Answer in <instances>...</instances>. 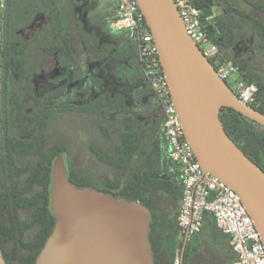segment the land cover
Segmentation results:
<instances>
[{"label": "trees", "instance_id": "obj_1", "mask_svg": "<svg viewBox=\"0 0 264 264\" xmlns=\"http://www.w3.org/2000/svg\"><path fill=\"white\" fill-rule=\"evenodd\" d=\"M192 2L218 49L211 63L235 64L238 80L257 85L250 105L264 113L263 73L235 54L241 43L251 44L254 55L264 52V0ZM79 4L80 0H5L0 7V248L6 263L35 264L55 224L49 206L52 163L57 154L68 152L72 184L149 208L154 264H175L177 258L179 264H232L237 257L229 236L217 228L211 212L204 213L200 230L188 238L180 259L182 176L168 156L158 97L144 76L129 103L123 92L104 91L103 79L86 72L81 57L105 59L113 45L101 43L99 34L76 17ZM114 14L106 10L90 22ZM142 24L147 27L144 19ZM132 45L137 53L133 36ZM46 64L71 71L74 81H84L80 102L57 100L66 82L46 95L36 92L33 71ZM67 115L92 122L94 133L74 134L53 125L55 118ZM220 119L230 138L264 171V126L226 106L220 109ZM83 135L85 147L78 142Z\"/></svg>", "mask_w": 264, "mask_h": 264}, {"label": "water", "instance_id": "obj_2", "mask_svg": "<svg viewBox=\"0 0 264 264\" xmlns=\"http://www.w3.org/2000/svg\"><path fill=\"white\" fill-rule=\"evenodd\" d=\"M137 3L156 43L185 139L202 169L239 195L264 245V171L227 134L220 109L231 107L262 126L264 113L240 100L218 75L187 33L174 0ZM49 206L55 224L35 264H154L149 208L75 186L62 153L52 163ZM187 240L185 234L180 259ZM0 264H7L1 248Z\"/></svg>", "mask_w": 264, "mask_h": 264}, {"label": "built area", "instance_id": "obj_3", "mask_svg": "<svg viewBox=\"0 0 264 264\" xmlns=\"http://www.w3.org/2000/svg\"><path fill=\"white\" fill-rule=\"evenodd\" d=\"M5 0H0V7ZM187 33L209 59L218 49L208 39L199 9L192 0H174ZM210 15L207 19H212ZM137 0H116L115 14L110 20L113 29L130 30L137 44V57L144 78L158 97L164 115L163 130L169 158L182 176V197L177 215L181 232L188 238L197 233L205 212H211L217 228L229 236L236 254L232 264H264V245L254 222L239 195L218 177L202 169L194 151L185 139L170 89L160 64L158 49ZM217 73L234 90L240 100L250 104L255 99L257 85L238 80V68L231 61H216ZM179 264V259L175 260Z\"/></svg>", "mask_w": 264, "mask_h": 264}, {"label": "rangeland", "instance_id": "obj_4", "mask_svg": "<svg viewBox=\"0 0 264 264\" xmlns=\"http://www.w3.org/2000/svg\"><path fill=\"white\" fill-rule=\"evenodd\" d=\"M116 6V0H80V4L75 7L76 17L82 20L88 29H94L100 36L101 43H110L112 50L105 59L91 61L86 56L81 57V62L88 74L99 75L103 79V90L110 94L124 92L127 101L132 103L133 91L143 84V73L137 53L132 45V32L127 29L117 30L110 26V19L102 22L91 23L90 18L97 13L113 10ZM220 7L214 10L217 12ZM115 13V10H114ZM45 22V19L42 20ZM241 59H248L251 65L263 73L264 76V52L254 55L251 44L241 43L235 52ZM66 74L64 79L59 76ZM36 92L39 95H46L54 88L63 83H67L65 93L57 97L58 101L80 102V88L84 81H74L71 79V71L62 70L52 65L46 64L33 71ZM92 122H85L73 116L58 117L53 120V125L59 128H69L74 134L83 132V134L94 133ZM87 129V130H86ZM79 136L78 142L85 147L83 139L87 135ZM67 159L69 154L65 152ZM103 188L102 183L97 184Z\"/></svg>", "mask_w": 264, "mask_h": 264}, {"label": "flooded vegetation", "instance_id": "obj_5", "mask_svg": "<svg viewBox=\"0 0 264 264\" xmlns=\"http://www.w3.org/2000/svg\"><path fill=\"white\" fill-rule=\"evenodd\" d=\"M114 10L115 9H113V10H110L112 13H114ZM111 26V25H110ZM98 75V74H97ZM99 76V75H98ZM104 83V82H103ZM134 92V91H133ZM124 93V92H123ZM125 94V93H124ZM126 95V94H125ZM127 98V97H126ZM64 156V155H63ZM64 163H65V166H66V169H67V171H68V167H69V164H68V161H67V159L64 157ZM95 174L97 175V167H95ZM95 175V176H96Z\"/></svg>", "mask_w": 264, "mask_h": 264}]
</instances>
